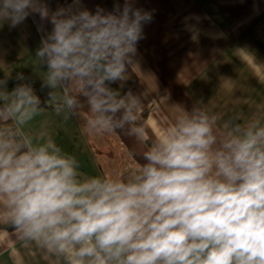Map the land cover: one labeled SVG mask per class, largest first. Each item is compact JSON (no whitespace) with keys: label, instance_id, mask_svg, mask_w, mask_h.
Instances as JSON below:
<instances>
[{"label":"clouds","instance_id":"9594fccd","mask_svg":"<svg viewBox=\"0 0 264 264\" xmlns=\"http://www.w3.org/2000/svg\"><path fill=\"white\" fill-rule=\"evenodd\" d=\"M136 0L112 10L81 0L50 9L46 0H0V25L29 16L43 23L35 56L45 68L42 101L23 73L0 119V200L21 238L63 264H264V124L225 122L194 104L158 135L144 163L126 176L81 175L79 161L54 139L22 132L41 107L87 109L89 133L107 134L136 120L139 101L119 85L136 63L150 11ZM7 81L0 80L6 89ZM75 89V94H73ZM134 133L139 132L132 129ZM43 139V134L41 135Z\"/></svg>","mask_w":264,"mask_h":264},{"label":"crops","instance_id":"0c3cea01","mask_svg":"<svg viewBox=\"0 0 264 264\" xmlns=\"http://www.w3.org/2000/svg\"><path fill=\"white\" fill-rule=\"evenodd\" d=\"M81 2L94 12L97 6L112 10L115 0ZM135 6L150 11L153 18L144 25L137 44L136 63L130 69L135 81L125 75L113 87H119L121 94L128 89L136 94V120L111 133H89L85 154L87 147L96 159L116 164L118 152L113 150L118 144L131 161L122 171L126 176L131 167L144 163L143 153L155 138L194 104L217 117L221 133L226 131L225 122L234 117L241 124L252 120L264 124V0H136ZM41 23L51 30L35 14L16 28L0 25V80L7 81L6 89L0 88V106L8 102V92L23 82L17 80L18 73L28 78L42 101L47 99V90L41 88L46 70L35 56L44 34L37 30ZM55 93L57 100L42 103L22 132L34 142H43L42 134L45 140L47 134L52 139L57 134L54 140L69 153L65 133L70 132L74 115L57 113L63 90ZM79 115L86 121L87 109ZM7 122L0 119V126ZM9 223L0 200V264H63L62 258L21 238L15 229H5Z\"/></svg>","mask_w":264,"mask_h":264},{"label":"rangeland","instance_id":"374dc122","mask_svg":"<svg viewBox=\"0 0 264 264\" xmlns=\"http://www.w3.org/2000/svg\"><path fill=\"white\" fill-rule=\"evenodd\" d=\"M70 126H72L70 132L65 133L67 142L70 141L71 144V152L69 151L68 154L74 156L79 161L80 172L82 176L87 178L89 176H102L105 173H107L108 175L113 177H117V178L122 177V171L128 169L129 165H131V161L126 159L127 156L126 157L124 156L126 155V153L124 151H121L122 149H120L118 144H117L118 148L115 147L113 150V154H115V151L118 152L117 155H114L116 160L114 162L116 164H114L111 159H109L110 161L109 163L103 159L101 160L96 159V155L93 153V151H91L92 149L89 150L87 148L89 132L86 127V121L83 118H81L80 115H74L73 124H71ZM81 135L83 136V138ZM46 136L48 138L50 137V134L49 135L47 134ZM56 138H57V134L53 136V139ZM43 140L45 139L44 138L41 139V141ZM86 144H87L86 149L88 153L85 154L84 147L86 146ZM114 170L115 172L113 173Z\"/></svg>","mask_w":264,"mask_h":264},{"label":"trees","instance_id":"16d2710c","mask_svg":"<svg viewBox=\"0 0 264 264\" xmlns=\"http://www.w3.org/2000/svg\"><path fill=\"white\" fill-rule=\"evenodd\" d=\"M46 2L48 3V5L51 7L52 10H55L57 7L59 6H66L68 3L71 2V0H46ZM126 75L131 78V81H135V76L133 75V73L131 72V70H129ZM12 125V121L8 120V122L3 125L0 126V128L3 127H9ZM5 229L12 231L14 230L13 226L11 225V223H9L8 225L4 226Z\"/></svg>","mask_w":264,"mask_h":264}]
</instances>
